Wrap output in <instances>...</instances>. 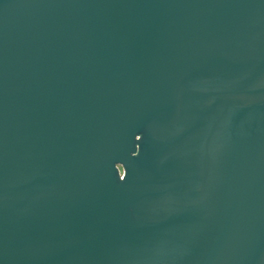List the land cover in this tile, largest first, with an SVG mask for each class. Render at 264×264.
I'll use <instances>...</instances> for the list:
<instances>
[{
	"label": "water",
	"instance_id": "water-1",
	"mask_svg": "<svg viewBox=\"0 0 264 264\" xmlns=\"http://www.w3.org/2000/svg\"><path fill=\"white\" fill-rule=\"evenodd\" d=\"M0 264H264V0H0Z\"/></svg>",
	"mask_w": 264,
	"mask_h": 264
}]
</instances>
